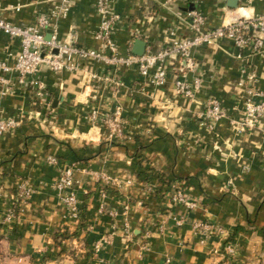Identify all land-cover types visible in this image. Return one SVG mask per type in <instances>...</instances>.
Segmentation results:
<instances>
[{"label": "crops", "instance_id": "0c3cea01", "mask_svg": "<svg viewBox=\"0 0 264 264\" xmlns=\"http://www.w3.org/2000/svg\"><path fill=\"white\" fill-rule=\"evenodd\" d=\"M58 3L0 0V17L31 25ZM112 9L121 16L114 33L118 53L134 56L140 40L147 53L190 37L188 11L201 12L213 29L245 15L241 11L264 15V0H112ZM99 23L95 0H73L55 26L61 42L99 49ZM18 51V40L0 34V61ZM77 62L71 73L41 68L43 99L15 76V93L0 96V117L19 123L0 137V218L19 205L18 215L0 225V264H264V117L245 131L235 123L245 112L239 82L264 94V48L240 51L225 39L193 50V68L168 59L162 87L136 67ZM177 79L191 85L201 79V86L187 98L178 94ZM213 99L228 117L210 129L203 114ZM117 108L123 139L110 138L103 121ZM50 157L58 162L50 164ZM68 167L80 182L83 229L54 188ZM178 185L196 208L173 205ZM24 187L32 191L25 199ZM200 223L215 227L204 244L195 227ZM57 233L69 236L58 240L62 247L55 246ZM98 242L103 247L95 253ZM228 245L234 255L226 253Z\"/></svg>", "mask_w": 264, "mask_h": 264}, {"label": "built area", "instance_id": "2783aa9c", "mask_svg": "<svg viewBox=\"0 0 264 264\" xmlns=\"http://www.w3.org/2000/svg\"><path fill=\"white\" fill-rule=\"evenodd\" d=\"M73 0H59L48 14L39 15L34 24L20 26L0 17V34L11 40L19 41V51L16 54H8V58L0 61V96L6 97L15 93L12 77H16L17 84L32 88L38 98L43 99L47 95L46 86L38 78L42 67H47L55 73L75 72L80 68V63L89 60L104 63L114 68L136 67L139 74L149 79L151 85L162 87L167 83L166 61L174 59L184 61L185 66L193 68V50L219 44L222 40H230L240 51L256 53L264 48V15L245 16L230 18L222 27L207 29L206 17L199 11H188L184 15V21L191 31V36L180 40L174 39L162 50L149 51L143 56H121L118 53L114 40V33L121 21V16L112 9V0H95V9L100 17V23L95 33V39L99 42V49H86L75 46L72 43H63L58 38L56 22L68 16ZM1 10V4H0ZM49 36L50 39H47ZM58 50L55 54L54 51ZM109 53V54H108ZM10 61H13L12 64ZM178 94L187 98H193L194 93L201 86V79L195 80L191 85L185 80L177 79L175 82ZM238 88H244L246 97L244 100V117L235 122L242 131L253 129L264 117V94L254 86H247L245 80L239 82ZM263 98L257 101V98ZM98 112L93 111L91 120L98 119ZM210 129L222 119L228 117L227 111L218 100H210L203 114ZM104 124L108 129L110 138L125 137L124 120L121 108L104 116ZM19 127L14 118L0 117V137L8 134ZM55 157L49 158L50 164H56ZM112 182L109 177L105 178ZM115 182V181H113ZM80 182L75 178L73 167L66 168L54 184L60 201L69 210L70 216L79 220L81 214V201L78 197ZM31 189L24 187L20 197H29ZM172 203L174 206H184L194 209L197 203L190 200L184 193L183 188L178 185L173 187ZM14 208H10L0 218V225L12 221L16 216ZM183 218L176 221L177 226H182ZM196 229L202 234L204 244L208 234L215 230L209 223L197 224ZM223 233V230H219ZM103 244H95L94 251L100 252ZM235 248L231 245L226 247V253L234 255Z\"/></svg>", "mask_w": 264, "mask_h": 264}, {"label": "trees", "instance_id": "16d2710c", "mask_svg": "<svg viewBox=\"0 0 264 264\" xmlns=\"http://www.w3.org/2000/svg\"><path fill=\"white\" fill-rule=\"evenodd\" d=\"M14 212H15V216H17L18 213H19V205L15 206ZM85 212H86V210L84 208V211H82L80 216H79V221H80L79 227H80V229H83V228L86 227L85 224H84V222H85ZM67 239H69L68 235L57 233L55 235V246L56 247H62V242H58V240L62 241V240H67ZM73 255H74V253H73ZM93 256H94V252L93 251L87 252V254H86V258L87 259H91Z\"/></svg>", "mask_w": 264, "mask_h": 264}, {"label": "water", "instance_id": "95a60500", "mask_svg": "<svg viewBox=\"0 0 264 264\" xmlns=\"http://www.w3.org/2000/svg\"><path fill=\"white\" fill-rule=\"evenodd\" d=\"M47 39H50L49 36ZM146 47L147 45L144 41H138L135 45L134 54L136 56H143L146 53ZM54 53L57 54L58 50H55Z\"/></svg>", "mask_w": 264, "mask_h": 264}, {"label": "bare ground", "instance_id": "6f19581e", "mask_svg": "<svg viewBox=\"0 0 264 264\" xmlns=\"http://www.w3.org/2000/svg\"><path fill=\"white\" fill-rule=\"evenodd\" d=\"M241 12H242V14H245L246 15V13L244 11H241Z\"/></svg>", "mask_w": 264, "mask_h": 264}, {"label": "rangeland", "instance_id": "374dc122", "mask_svg": "<svg viewBox=\"0 0 264 264\" xmlns=\"http://www.w3.org/2000/svg\"><path fill=\"white\" fill-rule=\"evenodd\" d=\"M101 250H102V248H101ZM101 250H100V251H101ZM94 252H95V251H94ZM95 253H96V252H95Z\"/></svg>", "mask_w": 264, "mask_h": 264}]
</instances>
